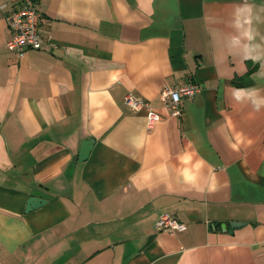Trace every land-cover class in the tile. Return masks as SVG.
Returning a JSON list of instances; mask_svg holds the SVG:
<instances>
[{"label": "crops", "instance_id": "obj_1", "mask_svg": "<svg viewBox=\"0 0 264 264\" xmlns=\"http://www.w3.org/2000/svg\"><path fill=\"white\" fill-rule=\"evenodd\" d=\"M20 1L0 0V264H264V0H37L23 57Z\"/></svg>", "mask_w": 264, "mask_h": 264}, {"label": "built area", "instance_id": "obj_2", "mask_svg": "<svg viewBox=\"0 0 264 264\" xmlns=\"http://www.w3.org/2000/svg\"><path fill=\"white\" fill-rule=\"evenodd\" d=\"M43 13L39 8L37 0H22L14 5L6 15V22L11 31V38L6 41V47L23 57L29 50H40L43 48L44 39L40 34V25ZM199 85H184L178 88L165 87L161 93L163 107L171 116L180 117L183 114L182 100L193 96L200 90ZM125 103L136 112L145 111L148 127L152 129L163 116L139 98L128 95ZM155 228L158 231L169 233H181L187 228V224L179 221L171 214H162Z\"/></svg>", "mask_w": 264, "mask_h": 264}, {"label": "water", "instance_id": "obj_3", "mask_svg": "<svg viewBox=\"0 0 264 264\" xmlns=\"http://www.w3.org/2000/svg\"><path fill=\"white\" fill-rule=\"evenodd\" d=\"M94 146V140H86L82 143L80 152V161H85L88 159L90 152ZM236 226H239L237 223Z\"/></svg>", "mask_w": 264, "mask_h": 264}, {"label": "clouds", "instance_id": "obj_4", "mask_svg": "<svg viewBox=\"0 0 264 264\" xmlns=\"http://www.w3.org/2000/svg\"><path fill=\"white\" fill-rule=\"evenodd\" d=\"M240 97L239 96H237V99H239Z\"/></svg>", "mask_w": 264, "mask_h": 264}]
</instances>
